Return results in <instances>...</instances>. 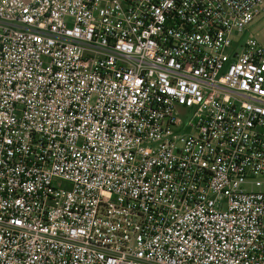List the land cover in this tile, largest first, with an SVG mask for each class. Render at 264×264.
Wrapping results in <instances>:
<instances>
[{
    "label": "built area",
    "instance_id": "2783aa9c",
    "mask_svg": "<svg viewBox=\"0 0 264 264\" xmlns=\"http://www.w3.org/2000/svg\"><path fill=\"white\" fill-rule=\"evenodd\" d=\"M264 0H0V264H264Z\"/></svg>",
    "mask_w": 264,
    "mask_h": 264
},
{
    "label": "rangeland",
    "instance_id": "374dc122",
    "mask_svg": "<svg viewBox=\"0 0 264 264\" xmlns=\"http://www.w3.org/2000/svg\"><path fill=\"white\" fill-rule=\"evenodd\" d=\"M245 35L257 40L264 48V9L254 18Z\"/></svg>",
    "mask_w": 264,
    "mask_h": 264
},
{
    "label": "crops",
    "instance_id": "0c3cea01",
    "mask_svg": "<svg viewBox=\"0 0 264 264\" xmlns=\"http://www.w3.org/2000/svg\"><path fill=\"white\" fill-rule=\"evenodd\" d=\"M261 11H262V10H261ZM261 11H260V12H261ZM259 14H260V13H259ZM259 14H258V15H259Z\"/></svg>",
    "mask_w": 264,
    "mask_h": 264
}]
</instances>
